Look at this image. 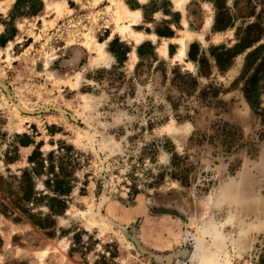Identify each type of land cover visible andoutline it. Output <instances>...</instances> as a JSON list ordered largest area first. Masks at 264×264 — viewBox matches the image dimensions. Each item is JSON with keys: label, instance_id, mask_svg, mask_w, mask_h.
<instances>
[{"label": "rangeland", "instance_id": "374dc122", "mask_svg": "<svg viewBox=\"0 0 264 264\" xmlns=\"http://www.w3.org/2000/svg\"><path fill=\"white\" fill-rule=\"evenodd\" d=\"M17 1L0 264H264V0Z\"/></svg>", "mask_w": 264, "mask_h": 264}, {"label": "crops", "instance_id": "0c3cea01", "mask_svg": "<svg viewBox=\"0 0 264 264\" xmlns=\"http://www.w3.org/2000/svg\"><path fill=\"white\" fill-rule=\"evenodd\" d=\"M135 1L137 2V5L131 6L130 8H127L129 10V12H128L129 17H127V19L131 25H134L138 18H142L143 15L145 16V10H144L143 5L140 4V0H135ZM178 6H179V4H178ZM132 35L134 36L136 41L138 39L137 37H141L142 38L141 41L145 37V34L141 33L140 31H136V30L133 31ZM147 35H148V33H147ZM156 36H158L160 38H171L170 34L163 33V32L159 33L158 31H156ZM141 41H137V42L140 43ZM144 43L145 42L141 43L140 46L144 45ZM98 44H100V43H98ZM140 46L138 47L139 49L142 47V46L141 47ZM166 49H167V53H168V46L167 45H166Z\"/></svg>", "mask_w": 264, "mask_h": 264}, {"label": "trees", "instance_id": "16d2710c", "mask_svg": "<svg viewBox=\"0 0 264 264\" xmlns=\"http://www.w3.org/2000/svg\"><path fill=\"white\" fill-rule=\"evenodd\" d=\"M20 2H23V0H18L17 3H16V5H15V7H16ZM42 6H43V2L40 1V2H39V8H37V9L34 10V12H36L35 14H37V13L41 10ZM216 24H217V27H218V28H220V29H225V28H227V27L229 26V20H228V18H226V17L223 15V13L221 12V13L218 14V17H217V20H216ZM159 33H160V32H159ZM1 38H2V36H0V39H1ZM195 48H196V45H194V44L191 45L190 53H189V56H190L191 58H193V59H194V57H195V53H194ZM140 49H141V48H140ZM140 49H139V52H140ZM58 184H59V187H60V188H58L60 192L65 191V189L70 190V187H69V186L66 187V188H63L64 185H65L63 181H59Z\"/></svg>", "mask_w": 264, "mask_h": 264}, {"label": "bare ground", "instance_id": "6f19581e", "mask_svg": "<svg viewBox=\"0 0 264 264\" xmlns=\"http://www.w3.org/2000/svg\"><path fill=\"white\" fill-rule=\"evenodd\" d=\"M177 3L179 4V6H182V4L184 3V2H182V0H178L177 1ZM7 5V4H6ZM6 10V6H5V8L3 7V10ZM128 12H129V10L126 8L125 9V16H126V18L127 17H129V15H128ZM138 39H137V41H141V37H137ZM98 45H100L101 46V43L100 44H98ZM188 48H189V44H187V43H185V42H182V47L180 48V51H179V57L180 56H184L186 53H187V50H188ZM163 53L166 55L167 54V49H166V45L163 47ZM100 54H102V55H104L105 54V51L102 49V48H100ZM108 54V53H107ZM105 58H106V55L104 56ZM135 58V57H134Z\"/></svg>", "mask_w": 264, "mask_h": 264}, {"label": "water", "instance_id": "95a60500", "mask_svg": "<svg viewBox=\"0 0 264 264\" xmlns=\"http://www.w3.org/2000/svg\"><path fill=\"white\" fill-rule=\"evenodd\" d=\"M156 259H159V256L155 255L154 256ZM172 257L171 256H168V260H170Z\"/></svg>", "mask_w": 264, "mask_h": 264}]
</instances>
